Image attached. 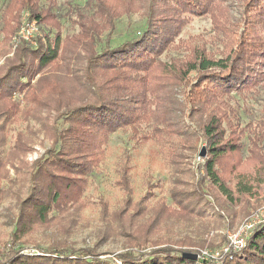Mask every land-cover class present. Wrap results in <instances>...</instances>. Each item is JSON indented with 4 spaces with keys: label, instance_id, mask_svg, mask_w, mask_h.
<instances>
[{
    "label": "trees",
    "instance_id": "trees-1",
    "mask_svg": "<svg viewBox=\"0 0 264 264\" xmlns=\"http://www.w3.org/2000/svg\"><path fill=\"white\" fill-rule=\"evenodd\" d=\"M223 2L66 0L61 6L58 0L4 1L0 48L17 42L13 56L0 65V147L7 144L13 123L40 110L55 113V118L41 120L52 144L34 162H25L30 147L21 132L12 138L7 154L0 149V204L10 195L15 199L14 212L7 216L11 230L0 241V264H213L183 256L200 254L198 244L151 242L146 237L155 229L154 218L137 229L145 238L122 251L78 247L69 237L66 215L91 206L85 198L90 177L105 161L110 137L119 130H129L137 144H144L188 129L207 145L195 190H173L174 206L161 201L156 218L167 214L187 219L214 204L229 210L264 193V98L259 118H244L237 102V96L264 93V0H242L235 22ZM133 14L142 20L140 30L114 40L117 22ZM199 16L213 20L216 53L194 38L182 45L183 28ZM32 21L40 34L32 41L18 40L22 25ZM181 46L182 54H170ZM245 111L250 112L246 105ZM177 119L191 124L177 130ZM7 166L26 177L16 192L3 184L10 179ZM121 173L125 207L113 214L115 219L135 204L131 168ZM154 196L147 192L135 213H144ZM101 206L103 213L109 209L106 201ZM43 233L51 234L47 247L36 240ZM33 244L35 253L24 252ZM225 254L218 259L222 264H264V223L255 227L243 248Z\"/></svg>",
    "mask_w": 264,
    "mask_h": 264
},
{
    "label": "rangeland",
    "instance_id": "rangeland-1",
    "mask_svg": "<svg viewBox=\"0 0 264 264\" xmlns=\"http://www.w3.org/2000/svg\"><path fill=\"white\" fill-rule=\"evenodd\" d=\"M5 0H0V19L4 8ZM85 2V0H77ZM223 5L231 21L235 22L240 17L242 10V0H223ZM66 0H58V4L63 6ZM256 5V3H254ZM253 7V6H251ZM224 13V10H222ZM142 20L138 14L132 16L124 15L118 22L113 39L122 41L133 32L140 30ZM39 27V26H38ZM37 27V28H38ZM213 20L211 16H199L191 20L179 35L182 45L191 43V39L196 40V44L205 43L208 50L216 53L218 44L214 40ZM39 28L37 33H39ZM40 34V33H39ZM35 38V37H34ZM16 40L12 41L8 47L0 48V65L5 62L6 57L13 56ZM34 43V42H32ZM183 46L170 52L171 55L178 56L184 52ZM254 93L253 96H237V102L243 111L244 118L252 115L259 118L262 114L264 93ZM245 105L250 112L245 111ZM49 117L51 121L55 118V113L48 110H40L28 120L13 123L7 144L1 148L3 154H7L13 143L14 136L21 132L25 135L29 143L30 150L25 156V162L32 163L42 157L51 147L52 141L46 136L41 120ZM177 130H184L185 124L177 119L174 120ZM207 145L203 140H198L197 136L188 129L187 133L179 132L168 137L163 141H150L144 144H137L132 139L129 130H119L113 133L107 145L105 161L99 169L90 177L89 186L85 198L88 199L90 207H87L77 215L69 216L67 221L68 228L71 229L70 239L78 247L95 246L101 252L116 253L122 251L136 239L145 236L137 232L143 223L152 221L155 229L148 234L151 242L160 245L168 242L187 241L188 243L202 246L199 250V258L203 252L214 253L230 245V235L234 236L238 232H246V241L251 236L253 230L259 224L264 223V193L258 198L245 200L241 204L230 207L229 210H221L220 206L214 204L207 207L204 213L187 219L167 214L156 218L155 211L159 203L166 200L168 205H173L171 193L173 190L184 194H190L195 190L197 181V168L203 162L204 157L200 152ZM1 151V152H2ZM207 152V151H206ZM127 166L131 168L130 181L133 190L134 206H127L126 212L121 219L114 218L117 211L125 207L126 198L123 189L120 188L118 181L121 179V171ZM10 172L9 181L3 182L8 189L13 192L18 191L25 185V175H20L13 166H7ZM153 192L156 196L152 197L149 204L144 209V213H135L137 202H139L147 192ZM14 195H10L6 202L0 204V241L7 238L11 227L8 225L7 216L15 209ZM101 200L107 202L109 209L102 212ZM223 205V204H222ZM216 209V210H215ZM217 209H220L219 211ZM224 211V212H223ZM221 214L223 217H219ZM254 224L252 229L243 231V228ZM60 237L63 235L59 234ZM50 233L42 234L36 238L39 245L47 247ZM133 236V237H132ZM58 237V236H57ZM246 244V243H245ZM244 244V246H245ZM37 245V243H36ZM243 246V247H244ZM242 247V248H243ZM33 245L26 246L24 252H36ZM227 254L221 255V258ZM218 258V259H221ZM215 264L214 258H208ZM217 262V261H216ZM218 264L223 263V259L218 260Z\"/></svg>",
    "mask_w": 264,
    "mask_h": 264
},
{
    "label": "built area",
    "instance_id": "built-area-1",
    "mask_svg": "<svg viewBox=\"0 0 264 264\" xmlns=\"http://www.w3.org/2000/svg\"><path fill=\"white\" fill-rule=\"evenodd\" d=\"M38 25L35 21L32 22H25L18 35H17V39H24L27 41H32L35 37V35L37 34V28ZM252 226H254V224H250L248 226H246V228H243V231L252 229ZM244 234H247L246 232H242L240 231V233L238 232L236 235L231 236L230 235V245L226 246L224 248H222V250L216 251L214 253H208V252H203L202 254V258L203 259H208V258H214V259H218L221 257V255H223L224 253L229 252L231 249H240L244 246V244L246 243V239L244 237Z\"/></svg>",
    "mask_w": 264,
    "mask_h": 264
},
{
    "label": "water",
    "instance_id": "water-1",
    "mask_svg": "<svg viewBox=\"0 0 264 264\" xmlns=\"http://www.w3.org/2000/svg\"><path fill=\"white\" fill-rule=\"evenodd\" d=\"M206 147H203V149L200 152V156L205 157L207 152H206ZM183 256L192 260H198L199 259V255L196 252H184Z\"/></svg>",
    "mask_w": 264,
    "mask_h": 264
}]
</instances>
